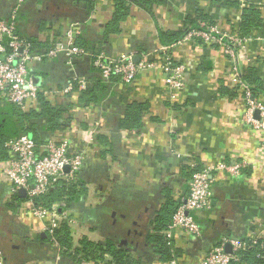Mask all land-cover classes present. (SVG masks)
I'll return each mask as SVG.
<instances>
[{"label": "crops", "instance_id": "crops-1", "mask_svg": "<svg viewBox=\"0 0 264 264\" xmlns=\"http://www.w3.org/2000/svg\"><path fill=\"white\" fill-rule=\"evenodd\" d=\"M149 1L148 8L129 5L128 16L111 34L114 0H26L17 10L19 39H35L48 45L49 52L74 27L79 31L76 42L81 38L90 47L87 58L62 51L29 64L31 77L51 103L67 110L66 127L51 139L67 141L72 155L85 156L77 201L70 207L62 204L65 209L58 212L73 223L75 247L83 239L112 242L138 264H166L147 242L165 205L185 201L194 171L218 162H243L248 166L239 177L212 175L210 208L192 213L202 235L175 231L176 260L197 264L224 242L225 251H232V241L264 244V134L245 121L247 103L233 83L234 69L242 75L252 67L264 82V0H223L220 5L210 0ZM231 1L239 7H232ZM18 6L19 0H0V19ZM249 6L258 9L260 27L235 60L202 40L185 39L171 46L163 42L162 34L183 32L199 12L220 34L235 33ZM167 48L173 61L185 67V87L175 100L159 69L130 84L107 83L103 98L89 107L80 103L81 91L68 90L73 79L94 83L98 60L108 65L126 55L155 59ZM234 89L239 95L231 98L227 94ZM256 100L264 104V94ZM133 106L136 112L129 120ZM7 188L0 177L4 264H96L63 257L55 245L44 242L49 221L32 217L26 202H17Z\"/></svg>", "mask_w": 264, "mask_h": 264}, {"label": "built area", "instance_id": "built-area-1", "mask_svg": "<svg viewBox=\"0 0 264 264\" xmlns=\"http://www.w3.org/2000/svg\"><path fill=\"white\" fill-rule=\"evenodd\" d=\"M25 2L26 0H19V6L12 12L10 19L0 22V97L23 111H29L37 106L40 94L46 98L49 97L46 91H42L35 85L34 79L30 75L29 64L33 61L55 58L62 51L78 56H87L88 53L77 45L76 38L79 31L72 27L65 38L45 56H32L25 43L15 35L17 10ZM201 26L206 27V30H193L188 33L185 39H200L206 45H217L232 60L236 59L239 51H245L248 39H241L238 32L222 35L216 27H208L205 24H201ZM5 37L9 39L7 46L3 43ZM168 51L169 48L164 50L163 55H159L155 59L143 57L138 63L133 61L135 55H126L110 61L108 65H104L101 60H98L96 66L101 70L102 79L109 80L115 76L119 77L124 84L133 83L147 71L159 69L166 75L171 98L175 100L177 94L185 87V67L175 63ZM233 83L235 89L242 91L247 103L245 121L255 130L264 134V104L252 98L251 91L243 83L237 69L233 71ZM86 86V82L80 80L77 90L84 91ZM68 90L74 91L72 83ZM257 112L259 113L258 119L255 117ZM6 148L11 159L0 163V177L7 184L9 194L15 196L19 191L24 190L28 213L41 221H49L50 226L47 230L51 235L62 222L68 221L69 225L73 224L66 213L58 212V205L49 210L36 205L33 199L47 195L61 181L75 180L84 165V154L72 155L69 151V143L59 139H51L41 149H38L35 142L28 136L9 141L6 143ZM247 166L243 162H218L195 173L189 184L188 197L178 207L172 224L165 233L166 239L172 242L175 231H182L189 236L199 238L202 235V228L192 213L210 208L212 175L226 174L236 178L242 175ZM61 206L63 205L61 204ZM226 243L214 247L197 264H233L238 262L240 258L237 253L245 247L244 243L241 241L230 242L233 247L230 254L224 249ZM0 264H4L1 253ZM166 264H180V262L175 259Z\"/></svg>", "mask_w": 264, "mask_h": 264}, {"label": "trees", "instance_id": "trees-1", "mask_svg": "<svg viewBox=\"0 0 264 264\" xmlns=\"http://www.w3.org/2000/svg\"><path fill=\"white\" fill-rule=\"evenodd\" d=\"M210 1L213 5H220L223 0ZM114 2L116 4V15L114 21L109 26L107 32L109 34L116 32L119 23L128 16L129 5L134 3L138 6L148 8L150 1L114 0ZM229 4L232 7H239L238 2L231 1ZM20 12L21 11H18L16 15V36H20V30L18 27L21 20ZM10 17L11 15L5 19H0V22L10 19ZM260 23V13L256 7L249 6L243 9L237 31L239 37L241 39L249 38L253 31L260 27ZM201 24H205L208 27H216L206 15L199 12L195 19H190L188 21L187 29L183 32L175 35L162 34L163 42L167 43V46H171L174 43L184 40L188 33L193 30H206V27H202ZM20 39L29 48V53L32 56H44L48 52V45L40 44L32 38L22 37ZM8 42L9 39L5 37L3 43L7 46ZM77 45L83 50L89 51L90 47L81 41V38L78 39ZM81 56L87 58L84 55ZM97 71L99 73L97 80L93 81L94 83L86 82V89L79 93L80 103L84 107H89L91 104H97L103 98L105 85L107 83L121 82L120 78L115 76L111 77L109 80H104L100 74L101 70L97 68ZM257 73L258 71L256 68L252 67L241 75L243 83L251 91L252 98L255 100L258 99V96L261 93L264 94V82L259 78ZM71 83L74 86V92H79L77 90L78 80L73 79L71 80ZM227 95L231 98H235L239 94L234 89L233 91H229ZM135 108L136 106H133L128 111L127 119L130 120V116L133 117L132 114L136 112ZM66 115L67 110L63 106L52 104L51 101L42 94L39 95L37 106L29 111H23L19 107L10 104L6 99L0 97V163L7 162L11 159V155L6 148V143L17 140L22 136L30 137L35 142L38 149H41L51 140L54 133L66 127ZM246 169L247 168L243 171ZM199 171L200 169L194 172L197 173ZM78 178L79 174L73 181H61L59 185L47 195L33 199L34 203L49 210H52L54 206H59L61 204L70 207L77 201V197L79 196L78 189L80 188V185ZM14 197L17 202L21 204L27 201V198L24 199L18 194ZM180 203L181 200L179 202L169 201V203L165 205L163 211L153 222L152 234L147 238V242L152 246L155 254H157L164 263H169L177 259L178 251L174 248L173 243L166 239L165 233L172 224L173 217L180 206ZM60 209L64 210L65 208L59 206L58 211ZM44 242L55 245L61 256L72 259L73 261L96 264H138L135 258L123 250H118L112 242L103 245L93 243L88 239H83L80 241L79 246L75 247L68 221L62 222L59 228L53 231L52 235L48 232L44 238ZM241 242L244 243L245 247L237 253L240 260L233 264H264V244L262 241L245 239Z\"/></svg>", "mask_w": 264, "mask_h": 264}, {"label": "water", "instance_id": "water-1", "mask_svg": "<svg viewBox=\"0 0 264 264\" xmlns=\"http://www.w3.org/2000/svg\"><path fill=\"white\" fill-rule=\"evenodd\" d=\"M133 61L135 63L139 62V60L135 59V58L133 59ZM34 83H35V81H34ZM35 85L38 86L36 83H35ZM257 114H259V113L257 112ZM18 195H20L21 197H26V192L24 190H21V191H19ZM227 248H228V251H226V252L229 253V254L232 253V251H230V247H227Z\"/></svg>", "mask_w": 264, "mask_h": 264}]
</instances>
